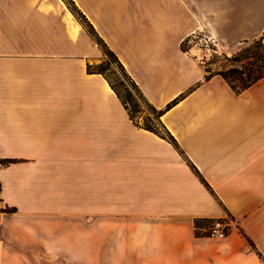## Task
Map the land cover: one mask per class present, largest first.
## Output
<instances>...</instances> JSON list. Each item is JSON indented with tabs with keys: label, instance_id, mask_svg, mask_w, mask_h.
I'll list each match as a JSON object with an SVG mask.
<instances>
[{
	"label": "crops",
	"instance_id": "1",
	"mask_svg": "<svg viewBox=\"0 0 264 264\" xmlns=\"http://www.w3.org/2000/svg\"><path fill=\"white\" fill-rule=\"evenodd\" d=\"M71 1L175 143L87 72L63 0H0V264H264V80L236 94L182 49L264 46V0Z\"/></svg>",
	"mask_w": 264,
	"mask_h": 264
},
{
	"label": "trees",
	"instance_id": "2",
	"mask_svg": "<svg viewBox=\"0 0 264 264\" xmlns=\"http://www.w3.org/2000/svg\"><path fill=\"white\" fill-rule=\"evenodd\" d=\"M67 6V8L70 10V12L74 15L76 19H78L82 24H87L88 27L92 30L94 35L97 37L99 42L102 44V46L106 49L108 54L115 60V62L120 66V68L125 72L124 68L116 58V56L107 48V46L102 42V40L96 35L95 31L93 30L92 26L87 22L85 17L79 12V10L75 7L73 2L71 0H63ZM182 49L184 51H187L188 47L186 45V42L183 43ZM226 60H228L226 58ZM229 61V60H228ZM232 61L237 63H243L242 67H232L225 71L216 72L215 74L219 75L225 83L233 90L236 94H240L244 90H247L249 87L257 83L258 81L264 80V46L262 44V41L259 39L257 41H254L253 44L249 47H246L244 49H241L237 54L233 56ZM207 64V63H206ZM205 64V65H206ZM93 65H87V72L88 73H96L103 76V78L107 81L108 85L112 89V91L115 93L117 98L120 100L121 104L127 111V114L130 118V120L137 126L150 131L154 134H157L162 137H166L171 143H175L173 138L169 136L167 131L165 130L164 126L162 125L160 121V117L163 114V111L156 110L153 106H151L145 98L142 96L140 91L138 90L137 86L133 83V81L129 78L127 73V77L130 79L131 83L133 84L134 88L139 93L141 99L145 102L148 108L155 114V121L156 124H152L151 122L139 124L137 121H135V110L130 106V102L128 97H125L121 94L119 86L109 79L108 76L104 75L103 72H95L92 71ZM206 72L208 78L212 73L207 69L206 65ZM171 103L166 106V109L170 107ZM160 130L162 131L160 133ZM13 160H0L1 166H6L9 164L14 163ZM195 174L199 176L198 172L195 171ZM201 181L205 184V182L201 179ZM206 185V184H205ZM14 210H0V212H6L11 213ZM211 222L210 220H197L195 222V227L197 229L199 228H207Z\"/></svg>",
	"mask_w": 264,
	"mask_h": 264
},
{
	"label": "rangeland",
	"instance_id": "3",
	"mask_svg": "<svg viewBox=\"0 0 264 264\" xmlns=\"http://www.w3.org/2000/svg\"><path fill=\"white\" fill-rule=\"evenodd\" d=\"M85 31L91 35V37L96 41L99 49L101 51V59L97 64H94L92 67V71L95 72H103L104 75L108 76L110 80L115 82L119 88L120 92L123 96L128 97L130 106L135 110V121H137L140 125L148 122L152 124H156L155 121V114L147 107L145 102L141 99L139 93L134 88L133 84L131 83L130 79L127 77L125 72L120 68V66L115 62V60L108 54L106 49L102 46L99 42L97 37L94 35L92 30L88 27L87 24H82ZM194 36L189 38L186 42L192 41ZM253 44V42L248 43L242 46V49L249 47ZM188 46V45H187ZM241 50V49H240ZM239 50V51H240ZM238 51V52H239ZM238 52L232 53L231 55H221V56H214L207 62V69L212 73L225 71L232 67H242L243 63H237L232 61L233 56ZM226 58L229 60H226ZM162 131L160 130V133Z\"/></svg>",
	"mask_w": 264,
	"mask_h": 264
},
{
	"label": "built area",
	"instance_id": "4",
	"mask_svg": "<svg viewBox=\"0 0 264 264\" xmlns=\"http://www.w3.org/2000/svg\"><path fill=\"white\" fill-rule=\"evenodd\" d=\"M187 42V41H186ZM188 49L195 48L200 54V61L203 64L209 62L214 56H221L223 53L218 50L217 43L209 36L195 35L194 39L187 44ZM234 220L225 217L221 220H215L206 228L204 234L210 238L222 239L229 233Z\"/></svg>",
	"mask_w": 264,
	"mask_h": 264
}]
</instances>
